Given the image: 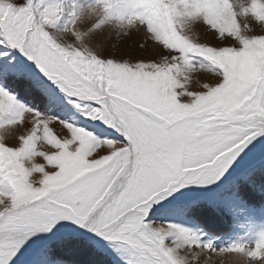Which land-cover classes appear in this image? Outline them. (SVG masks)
<instances>
[{"label": "snow or ice", "instance_id": "snow-or-ice-1", "mask_svg": "<svg viewBox=\"0 0 264 264\" xmlns=\"http://www.w3.org/2000/svg\"><path fill=\"white\" fill-rule=\"evenodd\" d=\"M213 254L264 264V0H0V264Z\"/></svg>", "mask_w": 264, "mask_h": 264}, {"label": "rangeland", "instance_id": "rangeland-1", "mask_svg": "<svg viewBox=\"0 0 264 264\" xmlns=\"http://www.w3.org/2000/svg\"><path fill=\"white\" fill-rule=\"evenodd\" d=\"M194 37L203 39V37L200 35L199 32H194ZM139 40L138 36H134L131 40L125 41L124 43H133L134 41ZM122 46V45H121ZM212 230L220 236L219 239L216 240V246H220L221 244L227 243L229 239H251L252 238V232L253 228L246 229V234L244 236H241L239 233L234 234L233 236L229 237L227 235L228 232V226L225 223H217L212 226ZM231 257H228L227 255L221 257L217 256L216 254H213L210 264H231ZM100 264H107L106 261H103L101 259ZM199 264H209V261L206 257H201Z\"/></svg>", "mask_w": 264, "mask_h": 264}]
</instances>
